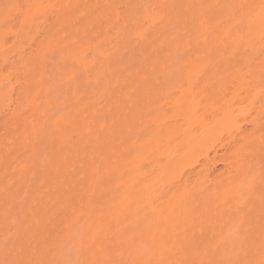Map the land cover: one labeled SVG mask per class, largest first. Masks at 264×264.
Here are the masks:
<instances>
[{"label": "rangeland", "instance_id": "1", "mask_svg": "<svg viewBox=\"0 0 264 264\" xmlns=\"http://www.w3.org/2000/svg\"><path fill=\"white\" fill-rule=\"evenodd\" d=\"M39 1L45 10L38 15L33 28H28L24 21L27 15L9 22L2 6L18 3L36 7L38 0H0V81L1 77L13 72V77L9 79L11 82L6 81L8 90L11 85L19 88L20 79L30 84L29 97L23 94L18 104L13 105L9 97L0 103V264L131 263L129 259L127 262L126 254L133 250V244L139 243L145 234L148 235L146 226L156 221L155 216L142 185L136 183L133 190L130 184V191H127L128 185L124 187L132 170H127L123 182L116 184L115 178H107L109 174L104 165L109 167L119 161V156L129 158L128 163L134 158L135 154L129 152L138 138H130L127 134L121 136L129 119H135L134 124L142 127V121L149 113L154 120L148 124L150 131H155L152 134L158 133L154 115L162 104L165 105V98L176 96L172 89L181 79V49L188 37L192 43L185 56L193 58L202 54L208 61L206 74L197 81L194 92H207L213 101L218 100L225 90L221 89L222 85L226 81L230 84L226 75L230 69L225 66L224 59L231 57V48L227 44L230 36L225 37L221 30L217 31L219 35L212 28L225 14L220 7L232 0H205L207 8L203 12L197 10L194 2L189 4L188 0ZM253 2L256 4L258 0ZM145 8L159 15L163 13L157 26L145 21L140 23L139 18L143 16ZM203 21L208 22L211 28L209 38H206L208 43L197 40ZM139 23L141 27L138 28ZM137 28L148 31L146 42L140 37L135 38ZM243 31H246V27ZM213 33L214 38L220 36V48L217 41V46L214 44ZM204 43L207 49L201 51L199 47ZM98 45L101 50L99 55H94L93 48ZM246 48L242 44L241 51L238 50L235 56L238 59H232L236 62L234 66L237 64L242 73L246 72L247 81L251 80L254 86L259 85H256L257 88L255 86L258 90L264 87V52L258 58L255 55V59L250 54L251 50L247 49L248 53L245 51ZM219 49L223 51L218 55ZM63 52L68 56H64ZM82 52H87L89 62L79 65L72 59ZM245 57L249 58V62L246 61L248 64L243 59ZM4 59L8 62H4ZM26 61H30V67ZM39 61L46 63L41 62L44 64L42 66ZM36 68L40 70L38 73ZM248 68L251 69L247 73ZM223 78L226 81L221 85ZM156 79H160L162 88L159 95L151 99L157 105L152 108L149 102L152 93L149 92L153 91L152 82ZM214 79L220 86L212 84L216 83ZM227 92L226 96L232 92L231 88ZM253 93L254 90L250 96ZM147 103L149 106H145ZM144 106L143 113H135ZM166 112L172 115L171 110L166 109ZM57 120L58 124L55 122ZM207 121L211 122L209 116ZM102 123L105 124L103 129ZM249 129L250 125H244V133ZM87 130L89 134L85 135ZM262 131L260 136L264 137V129ZM96 133L102 139L101 145L94 141L93 135ZM110 133L112 137L109 138ZM138 137L140 142L148 136ZM164 141L166 143V138ZM256 142L255 145L258 144ZM143 144L146 146L141 154L147 157L153 145L147 141ZM263 149L259 153L261 157L251 158L254 162L264 161ZM206 150L209 160L203 158L200 162L209 161L215 178L224 168L214 160L224 152L220 144L212 149L208 146ZM149 168L150 165H143L142 172H147ZM102 169V174H99ZM188 170L184 168L177 179L180 181L176 180L181 189L184 188L181 185L183 176ZM136 173L130 175L129 182ZM100 175L102 178L98 182ZM200 181L197 187L191 180L181 192H176L174 187H162L161 190L166 189V193L169 192L167 199L175 203L186 197L199 196L196 190L199 189L200 193V189L207 188L202 179ZM112 193L110 206L105 203L112 198ZM171 212L162 218H167ZM130 238L133 240L131 245ZM164 241L169 243H166V249L176 244L168 238ZM153 250L157 251L155 248ZM170 253H165L164 259H172ZM157 256H154L156 260L152 261L153 264H157L160 255Z\"/></svg>", "mask_w": 264, "mask_h": 264}, {"label": "bare ground", "instance_id": "2", "mask_svg": "<svg viewBox=\"0 0 264 264\" xmlns=\"http://www.w3.org/2000/svg\"><path fill=\"white\" fill-rule=\"evenodd\" d=\"M253 1L256 0H232L230 3L221 6L220 10L221 12L224 11L225 14L218 19L219 22L212 28L213 32H219V30H221L220 33L222 32V35H226L225 37L230 36L227 44L231 48V57L228 56V59L224 57L225 60L223 55H220L224 59V64H226L225 66H227V69H230L226 74L228 75L230 84L226 83L227 81L224 78L221 80L223 81L220 82L221 85L226 81L221 87V89H225L223 90L224 94L222 92L221 94L225 95V92H230L231 88V95L229 94L231 97L228 95L230 98H226L228 96H222L220 94L221 99H219V97L216 103L207 92H194L197 81L201 76L206 74L207 57L202 54H195L196 56L193 58L191 56H185L186 53L189 52L188 50L192 43V41L190 42L191 39L189 40L188 37V39L183 42V49H181L183 50V57L181 59L182 69L180 71L181 79L172 89L174 91L173 94L176 96L172 98L171 95L165 98L167 99L165 105L162 104L154 115L157 121L156 129L158 133L152 134L155 131H150V125L148 126V124L151 122L152 118L149 113L144 118V121H142V127L141 125L138 127L136 123L134 124L135 119H129V121H126L127 123L124 128L126 130L122 134L118 133V135L121 134V136L127 134L130 138H132V136L134 139L138 138L133 143L134 147L132 151L129 152V154L132 153L135 154V156L129 163V158L123 159L119 156V161L114 162L109 167L105 164L104 168H106V172L109 174L107 178L113 177V180L115 178V183L120 184L123 182L127 170H132L130 175L138 172L131 182L128 181L130 180V175H128V180L124 182V187L128 185L127 191H130V184L133 185V190L136 183L143 186L151 207V212L155 216L154 220H156L155 222L152 220L153 223L146 226L148 235L145 234L147 236L144 235L139 243L133 244V250L126 254L128 256L127 262L131 260L133 263L136 262V264H151L152 261L156 260V258L154 259L156 254L158 255L157 257L160 255V258H157V264H161L162 262L165 264H260V262L264 260V161L258 162L256 160V162H254L252 160V157H261L259 153H261V150L264 148V137L263 135L260 136L264 129V87L256 90L255 86L257 84L254 86V83L250 79L251 82L247 81L245 79L246 72L242 73L243 70L241 71V68L237 67V64L234 66L236 62L234 63V59H232L237 56L238 50L241 51L242 48L240 49V46L242 44H245L247 47L245 50L246 52L247 49L253 51H250V54H253L252 57L254 56L253 58L255 59V55H258V58L260 54L264 52V13H262L264 0H258L256 4H254ZM188 2L191 5L194 2L197 10L199 9L201 12L205 11L207 8L205 0H188ZM38 4L39 5L36 7L32 5V7L26 11L27 16L24 21L28 28H33L38 15L45 10V8H42V3L39 0ZM178 8L179 7H177V9ZM188 9H186V11H188ZM152 11L153 10L150 12L148 8H145L143 16L139 18L140 23L145 21L153 26L156 25L157 22L159 23L163 13L159 15ZM54 17H56L55 14ZM214 22H216V20ZM140 23L138 28L141 27ZM207 23L206 21L201 23L203 28L200 31V35L197 37L200 43L205 41L208 43L206 38L210 34L209 31L211 28ZM245 27L246 31H243ZM137 30L134 33L135 38L140 37L146 42L148 31L141 29ZM218 32L217 34L221 35ZM202 37L204 38L201 39ZM214 37L215 34L213 33V39H215L214 44L216 45L219 43L217 44L218 46H216L220 48V44H222V42L220 43V39H218L220 36H218V38L217 36L216 38ZM215 41H217V43ZM205 43L204 45H200L199 48L201 51L207 49ZM224 47L226 48L227 45H224ZM224 47H222L223 50ZM222 49L218 50V55L222 54L220 53L223 51ZM100 50L101 48L99 45L94 47V55H97ZM66 54L65 52L64 56H68ZM247 55L248 54L245 56L247 57ZM64 56L62 57L64 58ZM87 57V52H82L79 56L72 57V60L79 65H84L88 59ZM245 58H243L244 61L249 62V58ZM235 59L237 60L238 58ZM252 59L250 61H252ZM3 61L8 62L5 59ZM39 62L38 63L42 66L44 65L42 63H46V61ZM27 64L29 66L30 61L27 62ZM139 64H141V62H139ZM24 65H26V63ZM24 65L22 64L23 68ZM43 69L44 68H42V70ZM250 69L248 68L247 73ZM38 70L39 69L35 71L38 73ZM12 73L13 72L9 73V78L8 76L2 75L6 80L4 77H1L0 103L3 99L9 97L11 103L16 105L21 100L23 94H25L24 97H29L30 95L28 91L30 84L29 82L26 83V81L23 83V79H20L21 83L20 81L18 82L20 84L19 88L11 85L12 83H8L11 85V88L8 90L6 81L11 78L13 75ZM254 76L255 75H253V77ZM249 77L248 75V78ZM142 79L144 80L143 77ZM40 80L39 78L38 82H40ZM134 80L135 79H133V81ZM216 83L212 82L215 86H220L218 81H216ZM161 85L160 79H156L152 82L153 89H151L153 91L149 92L152 93V97L149 96V98L151 97L149 102L153 105L152 108H155L157 105H155V102L151 101V99L159 95L158 93ZM212 86L215 87L214 85ZM213 87L212 89H214ZM251 87H254V89ZM253 90L254 93L250 96ZM214 91L215 90H213V92ZM171 93L172 92L169 94ZM244 93L246 96H243ZM244 100L248 101V104ZM245 103L247 105H245ZM147 105L148 103L145 106ZM145 106L142 109L136 110L135 113H143ZM166 109L171 110V116L166 112ZM129 114H132V112H129ZM208 116L211 118V122L207 121ZM55 122L57 123L58 120ZM104 123L101 124V129L105 127ZM244 125H250L249 131L245 133L243 130ZM84 134L88 135L89 131L87 130ZM98 134L93 135L95 137L94 141L101 145L102 139ZM138 135L148 137L146 140L143 139L139 142L140 138ZM62 136L64 138V134ZM108 136L110 138L112 134L110 133ZM66 137L67 136H65V138ZM165 138L166 143L164 141ZM62 140L61 138V141ZM145 141L153 145V147L149 149L147 157L141 154L146 146L143 144ZM255 142L258 144L255 145ZM217 144H220L221 151L224 153L222 155L219 154L216 157L217 160L215 159L214 161L215 163L220 162L224 169L222 173L214 178L211 173L213 169L209 161L201 163L200 160L203 158L205 161L209 160V150L207 149V151L206 148L210 146L212 149V147L214 148ZM102 147L99 146L98 148ZM107 150L108 149H106V151ZM203 151L205 152L202 153ZM263 157L264 156H262V158ZM143 165H150L147 172H142ZM24 168L25 167H23V169ZM184 168L189 170L185 175L183 173L184 180L181 184L184 186L183 189L189 185L191 180L194 186L197 185V187H199L201 179L203 185H207V188H205V190L200 189V193L199 189H197L196 195L199 196H194L190 199L186 197L174 203L172 199H167V194L169 192L166 193V189H161L162 187H174L176 192H181L183 189H181V186L179 187L176 180L181 177L180 174ZM103 169L99 174H102ZM202 175L205 176L201 177ZM101 178L102 176L100 175L98 182L101 181ZM179 181L180 179L177 180V182ZM111 197L112 198L109 200H106L105 204L111 206L113 193ZM88 206L91 207V204ZM170 212V217L162 218V216ZM158 236H160V238ZM167 238L171 240L172 243H176L174 245L171 243L173 247L169 246V249L165 248L168 246L166 245L168 242L164 241L165 239L167 240ZM155 239L159 240L155 241ZM131 240L132 238H130L129 241L130 245L132 243ZM154 248L157 249V251L153 250ZM164 249H166V251ZM152 251L156 252L154 253ZM167 252H171L172 259H164ZM132 262H128L127 264H132ZM153 263L154 262H152V264Z\"/></svg>", "mask_w": 264, "mask_h": 264}, {"label": "snow or ice", "instance_id": "3", "mask_svg": "<svg viewBox=\"0 0 264 264\" xmlns=\"http://www.w3.org/2000/svg\"><path fill=\"white\" fill-rule=\"evenodd\" d=\"M2 7L6 19L10 22L11 20L17 19L20 16H25V9H30L32 6L21 5L18 3H6ZM262 13H264V5H262ZM260 264H264V260H262Z\"/></svg>", "mask_w": 264, "mask_h": 264}]
</instances>
